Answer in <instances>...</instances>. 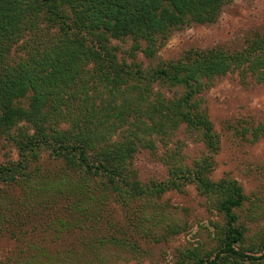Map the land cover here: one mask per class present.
<instances>
[{
    "label": "trees",
    "instance_id": "1",
    "mask_svg": "<svg viewBox=\"0 0 264 264\" xmlns=\"http://www.w3.org/2000/svg\"><path fill=\"white\" fill-rule=\"evenodd\" d=\"M230 1L0 0V138L17 151L0 143V232L28 238L27 255L14 251L0 264H102L113 253H144L145 243L184 230L162 198L189 184L220 216L216 244L187 247L176 264H264V228L248 226L243 185L212 177L221 140L203 106L206 88L231 72L264 85V34L242 50L158 55L176 29L216 22ZM128 38L149 66L120 60L112 40ZM182 125L207 148L192 165L170 148ZM261 132L263 124L251 131ZM142 151L168 166L165 180L140 179ZM66 234L75 244H53Z\"/></svg>",
    "mask_w": 264,
    "mask_h": 264
},
{
    "label": "rangeland",
    "instance_id": "2",
    "mask_svg": "<svg viewBox=\"0 0 264 264\" xmlns=\"http://www.w3.org/2000/svg\"><path fill=\"white\" fill-rule=\"evenodd\" d=\"M258 34H264V0H231L224 6L216 22L176 29L160 46L158 55L165 60L177 59L193 47L222 46L230 51L242 50L248 40ZM112 41L120 47V60L128 63L136 61L145 67L153 62L141 51H136L134 55L129 52L133 47V40L128 38ZM203 98V106L221 140L220 148L214 155L212 177L219 179L228 176L243 185L248 196L243 214L246 216L253 211V218L245 219L254 233L264 228V133L261 132L254 139L251 131L253 127L264 125V85L251 75L244 78L238 71L231 72L216 78L206 88ZM245 128L250 131L245 133ZM0 143L5 147L3 151L13 150L12 154L17 156L16 148L5 138H0ZM159 144V155H162L166 148L162 143ZM170 148L181 151L187 165H192L197 158L207 153L200 135L190 131L185 125L170 138ZM135 165L144 182L152 178L165 180L169 176L168 166L159 156L149 151H142ZM162 201L166 204L167 211L172 212L173 217L183 223L184 230L168 240L145 243V252L136 256L113 253L102 264H176L181 251L187 247H214L215 229L212 222L219 220L220 216L208 208L206 199L199 194L195 185H186L183 191H170L164 194ZM27 239L14 237L8 230L1 231L0 261L14 251H22L27 255L24 252L27 247H23L27 246ZM49 242L48 236L46 244ZM53 244L67 248L75 242L66 234ZM52 248L56 252L57 248Z\"/></svg>",
    "mask_w": 264,
    "mask_h": 264
}]
</instances>
